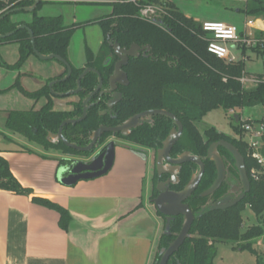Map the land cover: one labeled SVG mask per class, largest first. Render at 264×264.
<instances>
[{
  "label": "trees",
  "instance_id": "1",
  "mask_svg": "<svg viewBox=\"0 0 264 264\" xmlns=\"http://www.w3.org/2000/svg\"><path fill=\"white\" fill-rule=\"evenodd\" d=\"M95 1V0H93ZM108 1L112 13L95 20L67 26L61 16L42 17L38 12L53 0H41L38 8L33 12L31 22H14L11 16L0 22V35L14 34L7 39H0V46L7 43H17L20 47L21 59L16 65H9L0 57V69H19L22 64L34 55L31 38L27 30H17L19 26H28L35 38L36 48L42 55H57L68 60V51L73 36L77 30L90 25H99L107 38L102 47V56L113 53L108 41L112 40L123 48L138 45L141 48L150 47L146 56L132 58L125 68L130 84L123 89V100L115 108L116 118L101 117L99 105L93 106L85 121L76 125L64 127L65 138L80 147L90 142L91 134L101 125L116 126L129 118L147 111L163 110L173 114L183 124V135L175 147V151L183 149L192 155L206 158L213 143L229 141L245 159V167L250 180V192L245 198L232 208L209 211L205 208L209 198H202L201 194L209 189L217 178L215 165L205 160V173L197 191L187 200V204L195 215L203 209L206 212L196 217L188 239L179 252L173 255L168 264H215L218 255L216 245L219 243L236 245L244 252L256 257V264H264L257 247V242L264 237V177L256 181L252 178L253 169L262 170L257 161L251 156L252 151L243 138H232L220 133L214 128L202 134L197 128L209 113L223 109L226 112L238 111L264 106V76L251 77L257 80L252 89L241 82L248 78L246 62L240 60L228 63L218 59L208 52L209 37L202 30V24L187 17L174 4L175 0H145L142 4H155L166 9L162 24H155L140 18V8L129 0ZM112 1V3H110ZM15 4L8 12L29 8L36 4V0H11ZM98 5V3H88ZM7 12V13H8ZM245 12L254 18L264 17V0H250ZM21 13V12H20ZM257 37L264 38V32H258ZM252 49L243 48V53ZM253 52L264 55L260 49ZM92 56L90 59L92 60ZM91 66L92 63H89ZM112 71V68L106 69ZM82 70L74 68L73 75L65 82H58L53 91L65 94L77 89V80ZM106 80V78H105ZM98 85L95 74H89L82 81V91L78 94V101L74 102L72 112L55 111L53 97L48 87L35 93L21 90L33 99L47 98L48 103L39 111H10L7 113L6 127L29 142L36 143L45 149H56L68 157H88L92 152H78L66 147L63 143L53 144L47 140L49 133H58L61 124L68 119H77L82 114L83 101ZM2 91H0L1 93ZM235 117V116H234ZM233 121L235 136H243L241 117ZM154 125H144L130 137L135 144L143 147H159L169 135L175 123L165 116H154ZM110 136L105 134L103 142ZM220 150H224L220 148ZM225 151V150H224ZM230 156H232L229 153ZM62 166L71 167L72 160L63 159ZM198 167L193 163L183 166L182 182L186 186L193 172ZM0 190L8 191L19 196H30V189L24 188L11 171L8 161L0 155ZM35 203L56 210L60 214V224L65 230L69 228L71 216L69 212L49 201L37 199ZM250 210L258 219V224L244 229V213ZM160 214V213H159ZM162 216V215H161ZM182 229V220L171 224L164 233L156 254V264L160 262V251L166 249L176 239Z\"/></svg>",
  "mask_w": 264,
  "mask_h": 264
},
{
  "label": "crops",
  "instance_id": "2",
  "mask_svg": "<svg viewBox=\"0 0 264 264\" xmlns=\"http://www.w3.org/2000/svg\"><path fill=\"white\" fill-rule=\"evenodd\" d=\"M240 1L247 7L250 0ZM179 10L200 24L224 23L216 17L200 18ZM111 13L112 7L103 16ZM256 20L255 31L264 32V22ZM77 23L74 20L67 26ZM57 71L59 75L63 67ZM8 140L11 146L0 150V155L32 194L19 196L0 190V264L155 263L165 220L152 200L153 158L149 152L117 145L114 165L106 175L69 186L64 181L71 172L60 161L74 158L22 136ZM94 168L79 166L78 171ZM35 198L67 210L72 219L69 228L61 227L56 210L35 203Z\"/></svg>",
  "mask_w": 264,
  "mask_h": 264
},
{
  "label": "rangeland",
  "instance_id": "3",
  "mask_svg": "<svg viewBox=\"0 0 264 264\" xmlns=\"http://www.w3.org/2000/svg\"><path fill=\"white\" fill-rule=\"evenodd\" d=\"M53 1L54 3L44 5L38 15L42 17L61 16L66 25L72 24L74 20L80 23L89 22L111 11L110 5L88 4L87 1L89 0H78L79 4L73 3L74 0H65L68 2H64V0ZM176 4L186 13L196 14L200 18L206 16L216 17L227 25L236 26L240 31H244L247 20H256V18L246 14V5L240 0H178ZM32 19L33 14L25 12L11 16V20L14 22L29 23ZM260 20L263 21L264 17H261ZM254 34L257 37L255 30ZM86 40L94 51L97 50L103 40L101 29L96 25H90L78 30L73 36L69 55L70 60L76 67L81 66L85 62ZM251 49L252 51L246 52L247 77L264 76V55L254 53L253 47ZM233 53L238 60L243 59L242 51H234ZM0 57L7 64H18L21 59L19 45L17 43L2 44L0 46ZM62 67V64L57 60L42 61L36 55H31L19 69H0V91H2L0 93V150L11 146L8 139L20 136L7 129L6 111L41 109L46 104V98L33 99L25 95L21 88L30 93L41 90L50 79L58 74L57 70ZM254 86L255 84L252 83L246 84L247 89H252ZM71 99L55 98L54 109L59 111L70 110L69 101ZM236 115H239L242 121L259 119L264 117V106L247 108L238 111ZM234 116L231 112L218 109L209 113L201 122L197 123V128L202 134L206 130L214 128L220 133L236 138L232 126V118ZM243 216V231L259 222L250 210H247ZM216 247L218 255L215 259V264H256L255 256L247 251H240L236 245L219 243ZM258 249L264 259V248L258 247Z\"/></svg>",
  "mask_w": 264,
  "mask_h": 264
},
{
  "label": "water",
  "instance_id": "4",
  "mask_svg": "<svg viewBox=\"0 0 264 264\" xmlns=\"http://www.w3.org/2000/svg\"><path fill=\"white\" fill-rule=\"evenodd\" d=\"M40 1L41 0H36V4L32 7L16 9V10L8 12L0 19V22L4 18L11 16L13 14H16V13L25 12V13L32 14L33 12L37 10L38 4ZM17 30H27L28 31L30 38H31V44L33 47L34 55H36L42 61H51V60L59 61L68 70V75L63 79V81H66L68 78H70L72 74V67L69 65V63L65 59L57 55L45 56L39 53V51L36 48L34 34L28 26L21 25L18 27ZM13 34L14 32L7 34V35H0V39L1 40L7 39L11 37ZM113 47L115 49V54L120 58L121 61L116 65L115 76H113L110 80V84L112 86L111 92L115 89L117 83H121V79L125 81L122 84L124 85L128 84L127 75L126 73L122 71V67L127 65L129 61V57H138L140 52L146 51L148 53L150 51L149 46L145 48H141L138 45H132L130 49H125V48H122L120 44L114 43ZM92 71L96 72L93 69H87L84 71V73L79 77L77 81L78 88L75 91H71L66 94L54 93L52 88L57 83V81L51 82L49 84V88L51 89L52 94L57 98H65V97L78 95L82 90V87H81L82 80L85 78V76L89 72H92ZM101 88H102V78L100 77L99 87L95 90L94 93L90 95L89 98L85 100L83 104V108H84L83 116L77 120L64 121L61 124L59 132L57 134H49L48 140L49 141L52 140L53 143L62 142L68 148L74 149L78 152L87 153L93 150L96 143L102 137L103 134L112 133L116 135L117 133L123 132L125 135H127L130 130L138 127L143 122V119L145 118H148L151 116H165L171 119L175 123L176 128H174L171 131L169 137L166 139V141L163 144V149L159 150L157 154V170H158L159 176H162L163 174H169L171 175L173 179L178 180L177 174L180 172L182 165H185L188 163H193V164L198 165L199 171L197 174H195L191 178L190 182L186 185V187L183 189L182 192H179V193L170 192L167 190L165 184H159L157 188L160 195L155 200H153V203L158 213H160L163 217L166 218L167 225H166L165 233L169 231L170 223L173 220H175V218L180 217V216L183 217V226H182L180 233L176 237V239L169 245L168 248L162 249L160 251L161 260L157 264H168L170 258L179 252L180 248L183 246L185 241L188 239L192 226L196 220V217H200L206 212V209H203L198 215H195L193 211L191 210L190 206L186 203V201L197 191L201 183V180L204 176L205 158L192 155L189 152L184 153L178 159L171 158V151L183 133V124L173 114L167 111H163V110H153V111H147V112L141 113L129 119L124 125L120 127L109 128V127L102 126L92 134L91 143L87 147H79L75 144L70 143L63 135V128L67 125H76L85 120L87 116V111L89 108L88 104L92 100L94 95ZM234 118L238 122L240 117L239 115H235ZM220 147H223L224 149L229 151L235 158L236 167L240 174V179L242 181L243 188H244L243 194L240 195L230 206V207H233L237 205L239 202H241L246 196V194L250 192L251 184L247 176V171L245 168V161H244L243 156L241 155V153L238 151V149L235 146H233L231 143L227 141H220L217 143H213L208 150V155L206 159H210L211 161L215 163L217 171H218V176L214 184L202 194V198H207V197L212 196L221 187L222 183L225 180L226 168H225L223 158L221 157L218 151ZM165 160L168 161L170 164L169 170H166L164 167ZM114 161H115V145L111 144L108 147L107 152L103 156V162L101 163L102 166L100 165L98 166L95 164V162H93V163H90V165L88 164L87 165L91 168L95 167L96 169L94 168L95 169L94 171H91V170L89 171L79 170L78 171L79 166H87V165L83 163L72 165L71 167H69V171L71 172V175L67 179H65L64 183L66 185L71 186V185L76 184L79 181L100 178L106 175L112 169L114 165ZM226 208L227 207H222L220 203H218L216 205L209 207L208 210L209 211H219V210H224Z\"/></svg>",
  "mask_w": 264,
  "mask_h": 264
},
{
  "label": "flooded vegetation",
  "instance_id": "5",
  "mask_svg": "<svg viewBox=\"0 0 264 264\" xmlns=\"http://www.w3.org/2000/svg\"><path fill=\"white\" fill-rule=\"evenodd\" d=\"M96 26H98L101 29V27L99 25H96ZM101 32L103 34V40L100 43V45L97 47V50L94 51L93 48H91L89 46V44H88V42L86 40V42H85L86 43L85 44L86 45L85 46V62L81 66H79V67L74 66V64L72 63V61L69 58V51H68V60H66V61L72 67V74H71V76L73 75L74 68L77 69V70H82V73L80 74V76L87 69H93V70L96 71V72H93L92 71V72H89L87 74V75H89V74H95L97 76V78H98V85H97V87L94 89V91L92 93H94L95 90L99 87L100 77L102 78V88L94 95V97L92 98V100L89 102V104H88V107L89 108H88V111H87V116H88L89 110L93 106L99 105V107H101L100 108V111H99V115L101 117H110V118L113 119V118H116L117 117V114L115 112V108L123 100V92H122V90L125 89V88H127L129 86V84H130L129 77H128L127 72L125 71V68L127 67V65L129 64V62H130V60L132 58H139L141 55L146 56L147 55V52L146 51L140 52L138 57H129V61H128L127 65L122 67V71L124 73H126V75H127L128 84L127 85L122 84L125 81L123 79H121V83H117L115 89L111 92L112 86L110 84V80H111V78L113 76H115L116 65L121 60L115 54V49L113 47V44L114 43H117V42L112 41V40H109L108 43H109V46L113 49V53H111L110 55H107V56H102V53H101L102 52V47L105 44V42H107V38L105 37L102 29H101ZM130 48H126L125 47V49H130ZM90 56L93 57L92 60L90 59ZM89 63H92V65L90 66ZM62 66H63V71L59 75H57V76L53 77L52 79H50L47 82V84L43 87V88L48 87V89L50 90V93H51V95L53 97V108H54L55 98H57V97H55L52 94L51 89L49 88V84L51 82H53V81H57V83L58 82H65V81H63V79L68 75V70H67V68L63 64H62ZM108 68H112V71H107L106 69H108ZM71 76H70V78H71ZM86 76H85V78H86ZM70 78H68V79H70ZM105 78H106V80H105ZM81 87H82V82H81ZM77 88H78V85H77ZM52 90H53V88H52ZM56 94H58V93H56ZM90 95L87 98H89ZM77 96L78 95L62 98V99L72 98L69 101V104L71 106L70 107L71 109L70 110H65V111L64 110H61L60 112H72L74 110V105H73L74 102H77L79 100ZM85 100L82 103V114L77 119H80L83 116V110H84L83 104H84ZM47 103H48V100L46 98V104ZM110 105H111V107H110ZM55 111H59V110H55ZM137 115H139V114H137ZM87 116H86V118H87ZM135 116H133V117H135ZM133 117H131V118H133ZM153 117L154 116H151V117H148V118L143 119V122L138 127L133 128L132 130H130L127 135H125L123 132L117 133L116 135H114L112 133H105V134H110V136L103 142L102 139H103V137L105 135V134H103L102 137L96 143V145L93 148V150L91 151L92 154L90 156H88V157H72V158H74L72 160L73 161V165H77L79 163H83V164L87 163L88 165H90V163H93V162H95V164L98 165V166L99 165H102L101 163L103 162V156L105 155V153L107 152L108 147L111 144H114L115 145V149H116L117 145H123V146H126V147H131V148H135V149H141V150H145V151L149 152L151 154L152 158H153V161H152L153 174H152V179H151V181H152V193H153V196H152L153 199L152 200H155L160 195V193L158 192V189H157L158 186H159V184H165L167 190L170 191V192H175V193L182 192L183 189L186 187V186L183 187V182H182V179H181L182 172H183V166L184 165H182L180 172L177 174L178 180L173 179L171 177V175H169V174H163L162 176H159V173H158V170H157V154H158V151L161 150V149H163L164 142L169 137L171 131L174 128H176V125L171 129V131L169 132V135L162 141V143H161V145L159 147L147 148V147H143V146H140L138 144H135L134 142H132L130 140V137L133 135V133L136 130H138L139 128H141L142 126H144V125H154V119H153ZM86 118H85V120H86ZM131 118H129V119H131ZM77 119H68V120H77ZM128 120H126L125 122L120 123V124H118L116 126L101 125L100 127L104 126V127H109V128H116V127H120V126L124 125ZM63 130H64V128H63ZM49 134H57V133H49ZM49 134H48V136H49ZM92 134H91V136H92ZM182 135H183V133H182ZM182 135H181L180 139L182 138ZM48 136H47V140H48ZM91 136H90V139H89L90 140L89 144L91 143ZM180 139L177 141V143L180 141ZM49 142L53 143L52 140H50ZM227 142H229V141H227ZM59 143H62V142L53 143V144H59ZM177 143L175 144V146L173 147V149L171 151V158L172 159H178L184 153H186V151H183V149H179L178 151H175V147H176ZM72 144H74V143H72ZM87 146H85V147H87ZM220 148H223V147H220ZM220 148L218 149V151H219L221 157L223 158V161H224V164H225L226 176H225V180L222 183L221 187L212 196L207 197V198H209V200H208L207 205L205 206V208H209V207H211L213 205H216L218 203H220V205L222 207H227L226 209L232 208L230 206L244 192L243 184H242V181L240 179V174H239V172L237 170V167H236L235 158L233 157V155L229 151H227L224 148L223 149L225 151L224 150H220ZM229 153L232 156H230ZM206 158H205V160H210V159H206ZM205 160H204V163H205ZM244 161H245V159H244ZM214 165H215V163H214ZM196 166L198 167V171H199V166L198 165H196ZM164 167H165L166 170H169L170 164L166 160L164 161ZM215 169H216L217 176H218V171H217L216 165H215ZM198 171L197 172H193L191 178L195 174H197ZM247 176H248V173H247ZM202 194H201V197H202ZM186 203H187V201H186ZM163 218L165 220V229H166L167 221H166V218L165 217H163ZM178 219H181L182 220V226H183V217L182 216L175 218V220H173L170 223V226H171L172 223H174ZM177 264H179V263H177Z\"/></svg>",
  "mask_w": 264,
  "mask_h": 264
},
{
  "label": "built area",
  "instance_id": "6",
  "mask_svg": "<svg viewBox=\"0 0 264 264\" xmlns=\"http://www.w3.org/2000/svg\"><path fill=\"white\" fill-rule=\"evenodd\" d=\"M130 2L139 5L140 18L155 24H162L163 17L167 15L164 7L155 4H142L145 0H129ZM73 2L79 3L78 0ZM87 3H109L102 0H89ZM112 3V1H110ZM15 4L11 0H0V19L7 14V12ZM258 20H247L245 30L241 32L236 26L227 25L220 22H204L202 30L209 37L208 52L218 59L228 63H235L240 60L234 55V51H243L244 47L257 48L264 52V38L256 37L254 30ZM264 22V20H263ZM246 61L247 57L244 55L243 59ZM241 82L246 86L248 83L256 84L255 78H242ZM231 114L235 115L234 111ZM241 130L243 136H236L237 139L243 138L252 151V158L257 161L262 170L253 169L251 176L254 180L258 181L264 177V117L260 119H249L242 121ZM258 247L264 248V237L260 238L257 242Z\"/></svg>",
  "mask_w": 264,
  "mask_h": 264
}]
</instances>
